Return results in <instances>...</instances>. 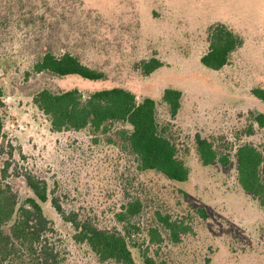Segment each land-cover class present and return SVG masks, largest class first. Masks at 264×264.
<instances>
[{
    "label": "rangeland",
    "instance_id": "1",
    "mask_svg": "<svg viewBox=\"0 0 264 264\" xmlns=\"http://www.w3.org/2000/svg\"><path fill=\"white\" fill-rule=\"evenodd\" d=\"M221 22L244 44L230 64L214 71L201 58L210 28ZM49 50L77 56L105 79L35 73L37 58ZM152 58L163 66L146 76L139 66ZM116 87L131 91L139 103L156 102L160 126L190 168L187 181L139 171L115 135L127 124L108 132H54L34 103L44 89H77L88 97ZM166 89L182 93L175 117L163 99ZM255 89H264V0H0V179L7 168L5 183L19 193L20 206L35 198L23 175L46 182L49 199L41 206L62 264L120 263L102 262L88 244L77 242L54 198L65 212L127 235L136 264H146L147 257L155 264H264V208L239 184L236 156L243 144L264 145V130L252 121V113H264ZM197 136L220 155L229 154V166L203 165ZM133 199H140L143 210L127 225L118 214ZM158 214L188 226L181 242L169 239ZM154 228L161 243L151 235Z\"/></svg>",
    "mask_w": 264,
    "mask_h": 264
},
{
    "label": "trees",
    "instance_id": "2",
    "mask_svg": "<svg viewBox=\"0 0 264 264\" xmlns=\"http://www.w3.org/2000/svg\"><path fill=\"white\" fill-rule=\"evenodd\" d=\"M209 48L202 56L201 63L208 69L220 71L230 64L235 51L244 44L243 38L225 24L212 26L208 34ZM139 68L149 76L163 66L156 58L143 61ZM35 73L48 72L55 76H79L90 81L105 79V74L84 65L70 53L57 55L47 51L39 56L33 66ZM253 94L264 100V89H255ZM182 93L176 89H166L163 95L172 117L181 108ZM35 105L50 120L54 132L82 131L87 128L108 132L116 124H127L130 128H117L123 147L137 161L139 171H157L172 181L185 182L189 169L179 158L177 145L166 136V130L157 119L156 102L145 98L142 102L131 91L124 88L98 90L84 97L77 90L55 93L48 89L38 92ZM3 92L0 90V109L4 108ZM252 121L264 130V113H252ZM4 122L0 116V150L2 148ZM254 125L247 134H254ZM197 151L203 165L216 161L227 167L229 154L220 155L212 142L197 136ZM238 181L243 190L255 197L264 208V145L259 148L251 143L238 147ZM7 168L1 171L0 179V264H62V257L49 235L54 232L51 221L43 213L42 203L48 201L47 184L31 173L24 176L28 187L35 193L26 204L19 205V193L5 183ZM52 204L62 218L75 229V240L86 243L102 262L115 261L120 264H136L130 250L128 237L117 230L102 229L90 218H82L77 212H65L57 199ZM143 210L140 199H133L125 206V212L118 214V220L127 225L131 218ZM159 223L168 231L173 243H179L189 231L188 226L170 215L158 214ZM132 228V226L130 227ZM151 235L158 243L163 241L157 228ZM146 264H155L146 258Z\"/></svg>",
    "mask_w": 264,
    "mask_h": 264
}]
</instances>
